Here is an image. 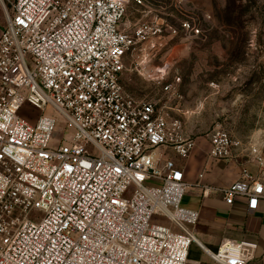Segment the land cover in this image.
<instances>
[{"label": "built area", "instance_id": "2783aa9c", "mask_svg": "<svg viewBox=\"0 0 264 264\" xmlns=\"http://www.w3.org/2000/svg\"><path fill=\"white\" fill-rule=\"evenodd\" d=\"M0 9V264H187L193 244L216 264H246L255 244L211 252L194 236L199 213L183 206L176 160L196 139L124 93V59L160 30H121L127 0H0ZM23 105L34 121L18 115ZM206 137L208 160L243 156L220 128ZM218 191L227 206L245 198L248 212L264 202L246 167Z\"/></svg>", "mask_w": 264, "mask_h": 264}, {"label": "rangeland", "instance_id": "374dc122", "mask_svg": "<svg viewBox=\"0 0 264 264\" xmlns=\"http://www.w3.org/2000/svg\"><path fill=\"white\" fill-rule=\"evenodd\" d=\"M140 1L127 0L120 29L133 34L147 25L160 33L124 59V93L155 103L183 137L206 142L220 128L241 144L243 156L233 162L264 183V0ZM183 22L199 34L182 31ZM37 114L26 105L18 112L30 121Z\"/></svg>", "mask_w": 264, "mask_h": 264}, {"label": "crops", "instance_id": "0c3cea01", "mask_svg": "<svg viewBox=\"0 0 264 264\" xmlns=\"http://www.w3.org/2000/svg\"><path fill=\"white\" fill-rule=\"evenodd\" d=\"M207 151V140L196 139L191 154L176 160L188 184L183 206L199 213L193 228L195 238L211 252L228 241L253 243L256 249L246 264H264V202L253 212L247 211L246 199L242 197L227 206L218 190L240 178L241 165L208 160ZM187 260V264H216L194 244L189 248Z\"/></svg>", "mask_w": 264, "mask_h": 264}]
</instances>
